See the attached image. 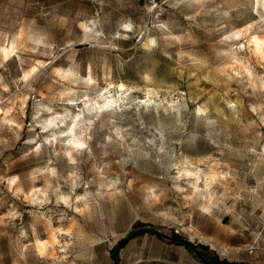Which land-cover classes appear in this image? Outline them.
<instances>
[{
  "label": "rangeland",
  "instance_id": "rangeland-1",
  "mask_svg": "<svg viewBox=\"0 0 264 264\" xmlns=\"http://www.w3.org/2000/svg\"><path fill=\"white\" fill-rule=\"evenodd\" d=\"M263 223L264 0H0V264H264Z\"/></svg>",
  "mask_w": 264,
  "mask_h": 264
},
{
  "label": "water",
  "instance_id": "water-1",
  "mask_svg": "<svg viewBox=\"0 0 264 264\" xmlns=\"http://www.w3.org/2000/svg\"><path fill=\"white\" fill-rule=\"evenodd\" d=\"M140 231H150L152 233H155L159 236L165 237L167 239L173 240V241H180L185 243L189 248H191L199 257L200 259L206 263V264H213L211 263L205 255L202 253V251L199 249V247L196 245L195 242H193L190 238L179 235V234H172L166 231H163L162 229L152 226V225H147V224H142L139 226H136L135 228L131 229L124 237V239L132 236L133 234L140 232ZM117 260H119V253H117L116 256Z\"/></svg>",
  "mask_w": 264,
  "mask_h": 264
},
{
  "label": "trees",
  "instance_id": "trees-1",
  "mask_svg": "<svg viewBox=\"0 0 264 264\" xmlns=\"http://www.w3.org/2000/svg\"><path fill=\"white\" fill-rule=\"evenodd\" d=\"M169 233H171V232H169ZM172 233H174V232H172ZM160 237H161V236H160ZM169 240H170V239H169ZM124 241H125V239L123 238V239H120V240H119V243H118V244L112 245V247H111V251H112L113 253L116 252V251H118L119 247L123 244ZM170 241H173V240H170ZM178 242H180V241H178ZM181 243H183V242H181ZM200 250H201L202 253L205 255V257H206L211 263H213V264H236V263H231V262H228V263H227V261L219 260V259H217L216 257H213L212 255L208 254V253L205 252L204 250H202V249H200ZM115 262L117 263L118 260L115 259ZM247 264H249V263H247Z\"/></svg>",
  "mask_w": 264,
  "mask_h": 264
},
{
  "label": "built area",
  "instance_id": "built-area-1",
  "mask_svg": "<svg viewBox=\"0 0 264 264\" xmlns=\"http://www.w3.org/2000/svg\"><path fill=\"white\" fill-rule=\"evenodd\" d=\"M262 232L264 235V223H263V227H262ZM264 237V236H263ZM260 239H259V235H257L256 237H254V239H252V241L248 244L247 248L248 251L250 253H254L257 251V249L260 247ZM263 249V253H264V245L262 246ZM263 263H264V258H263Z\"/></svg>",
  "mask_w": 264,
  "mask_h": 264
},
{
  "label": "snow or ice",
  "instance_id": "snow-or-ice-1",
  "mask_svg": "<svg viewBox=\"0 0 264 264\" xmlns=\"http://www.w3.org/2000/svg\"><path fill=\"white\" fill-rule=\"evenodd\" d=\"M80 147H83L82 145H80Z\"/></svg>",
  "mask_w": 264,
  "mask_h": 264
}]
</instances>
